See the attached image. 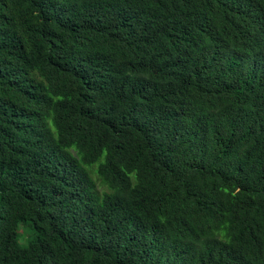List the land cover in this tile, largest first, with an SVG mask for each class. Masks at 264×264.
I'll return each instance as SVG.
<instances>
[{
	"label": "trees",
	"instance_id": "1",
	"mask_svg": "<svg viewBox=\"0 0 264 264\" xmlns=\"http://www.w3.org/2000/svg\"><path fill=\"white\" fill-rule=\"evenodd\" d=\"M0 264H264V0H0Z\"/></svg>",
	"mask_w": 264,
	"mask_h": 264
},
{
	"label": "rangeland",
	"instance_id": "2",
	"mask_svg": "<svg viewBox=\"0 0 264 264\" xmlns=\"http://www.w3.org/2000/svg\"><path fill=\"white\" fill-rule=\"evenodd\" d=\"M24 228H25V226H24V225H21V226H20V232H21V233H23V232H24ZM21 240H22V239H21Z\"/></svg>",
	"mask_w": 264,
	"mask_h": 264
}]
</instances>
